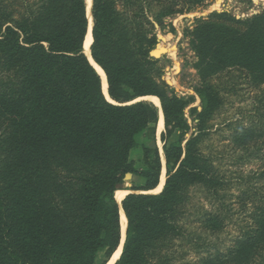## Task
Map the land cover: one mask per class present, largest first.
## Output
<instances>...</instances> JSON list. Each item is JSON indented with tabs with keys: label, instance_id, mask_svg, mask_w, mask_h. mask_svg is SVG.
Masks as SVG:
<instances>
[{
	"label": "trees",
	"instance_id": "trees-1",
	"mask_svg": "<svg viewBox=\"0 0 264 264\" xmlns=\"http://www.w3.org/2000/svg\"><path fill=\"white\" fill-rule=\"evenodd\" d=\"M213 1L92 0L90 54L108 102L83 52L86 0H0V264H108L121 241L114 194L128 175L141 184L120 202L127 224L114 264H175L191 190L219 202L226 187L201 149L223 105L221 77L236 72L250 87L264 85V9L245 19L212 12L185 28L200 109L162 79L156 29L172 32L167 19ZM147 97L159 101L161 153L155 136L145 138L159 110L139 100ZM256 117L234 127L236 147L264 138V115ZM162 161L164 185L149 194ZM250 220L223 249L196 246L194 264L262 260L264 207ZM199 221L219 223L207 214Z\"/></svg>",
	"mask_w": 264,
	"mask_h": 264
},
{
	"label": "rangeland",
	"instance_id": "rangeland-1",
	"mask_svg": "<svg viewBox=\"0 0 264 264\" xmlns=\"http://www.w3.org/2000/svg\"><path fill=\"white\" fill-rule=\"evenodd\" d=\"M263 9L264 0H215L188 14L167 19L172 32L168 28L163 31L156 29L154 56L163 70L162 79L178 96L194 99L189 108L200 109V101L194 93L199 83L193 67L196 59L184 36L185 28L191 27L194 19L205 18L212 12L225 11L236 18L245 19ZM221 81L227 87L222 93L223 105L214 115L209 136L203 140L201 149L213 161L226 187L219 192L223 196L219 202L200 188L191 190V203L183 227L186 235L176 240L173 246L175 264H194L198 245H206L203 251L225 248L250 223L254 209L264 207V138L246 148H238L231 141L234 127L248 126L257 122L256 116L264 115V85L250 87L236 72L224 74ZM187 110L185 117L191 127ZM160 133L149 129L145 138L150 140L155 136L161 152ZM175 139L173 136L172 140ZM140 184V178L128 175L119 190ZM206 214L218 218L216 229L200 223L199 219ZM256 264H264V257L258 259Z\"/></svg>",
	"mask_w": 264,
	"mask_h": 264
},
{
	"label": "bare ground",
	"instance_id": "bare-ground-1",
	"mask_svg": "<svg viewBox=\"0 0 264 264\" xmlns=\"http://www.w3.org/2000/svg\"><path fill=\"white\" fill-rule=\"evenodd\" d=\"M91 3H92V0H86V14H87V18H88V21H90V16H89V12H90V7H91ZM218 5V4H217ZM91 42H92V38L90 36V32L88 30V33L86 35V38H85V41H84V53L85 55L88 57L89 56V50L88 48L90 47L91 45ZM92 63V62H91ZM92 65L94 66V68L96 69V71L98 72V75H100L101 77V90L103 92V94L105 95V97L108 99L107 97V94H106V91H107V84L105 82V78H104V75L102 74L101 70L95 66L93 63ZM147 100L149 102H152L158 109H159V101L157 98H154V97H147ZM163 117H162V113L160 110H158V123H157V133H160L162 132L163 130ZM161 153V152H160ZM164 181H165V175H164V171H162V174H161V177H160V181H159V185L157 186V188L153 191H150L149 194H157V193H160L162 187H163V184H164ZM126 192L124 191H116L114 196H115V200L117 201V203L119 204L122 200V198L125 196ZM126 218L125 216L123 215V213L120 212V227H121V237H122V241H121V244L119 246V248L117 249V251L113 254L112 258L110 259L109 263L108 264H113L117 258L120 256V252H121V246H122V242H123V239H124V234L126 232Z\"/></svg>",
	"mask_w": 264,
	"mask_h": 264
},
{
	"label": "water",
	"instance_id": "water-1",
	"mask_svg": "<svg viewBox=\"0 0 264 264\" xmlns=\"http://www.w3.org/2000/svg\"><path fill=\"white\" fill-rule=\"evenodd\" d=\"M91 5H92V3H91ZM89 16H90V21H89V23H88V30H89V32H90V36H91V27H92V18H91V7H90V12H89ZM88 54H89V56L87 57L86 55V58H87V60H88V62H89V64L92 66V68L95 70V72L97 73V75H98V72L96 71V69L94 68V66L92 65V63L95 65V66H97L100 70H101V72H102V74L104 75V73H103V71H102V69L93 61V59H92V57H91V54H90V47L88 48ZM83 52H84V46H83ZM85 54V53H84ZM92 62V63H91ZM99 76V78H100V84H101V77H100V75H98ZM104 78H105V75H104ZM105 82H106V78H105ZM107 84V83H106ZM101 93L103 94V92H102V90H101ZM106 94H107V91H106ZM103 96H104V98L106 99V101H108V102H111L110 101V99H109V97H108V94H107V97H108V99L105 97V95L103 94ZM139 100H144V101H148L147 100V98H142V99H139ZM139 100H137V101H139ZM152 103V102H151ZM154 105V104H153ZM156 107V106H155ZM157 108V107H156ZM159 110H160V106H159ZM161 111V110H160ZM163 164H164V161H163ZM163 171H164V175H165V168H164V166H163ZM161 173H162V171H161ZM161 176V175H160ZM160 180V179H159ZM164 185V184H163ZM162 190V189H161ZM124 192H126V194H125V196L126 195H128V194H132L133 192L132 191H129V190H123ZM161 192V191H160ZM124 196V197H125ZM123 197V198H124ZM122 198V199H123ZM118 204V203H117ZM119 205V210H120V212L121 213H123V211H122V209H121V204L119 203L118 204ZM124 215V214H123ZM120 235H121V230H120ZM121 239H122V237H121ZM124 239H125V234H124ZM124 239H123V242H124ZM122 241V240H121ZM121 241H120V244H121ZM123 242H122V245H123ZM120 246V245H119ZM118 249V248H117ZM121 250H122V246H121ZM120 254H121V252H120ZM119 258V257H118ZM117 258V259H118ZM117 261V260H116ZM115 261V262H116ZM114 262V263H115ZM113 263V264H114Z\"/></svg>",
	"mask_w": 264,
	"mask_h": 264
}]
</instances>
